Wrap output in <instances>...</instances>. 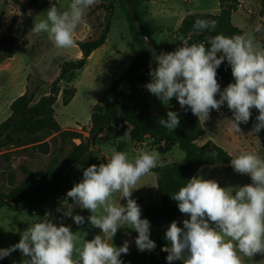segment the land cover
Returning a JSON list of instances; mask_svg holds the SVG:
<instances>
[{"label":"clouds","instance_id":"clouds-1","mask_svg":"<svg viewBox=\"0 0 264 264\" xmlns=\"http://www.w3.org/2000/svg\"><path fill=\"white\" fill-rule=\"evenodd\" d=\"M98 2L69 0L65 10L51 4L43 18L36 16L31 32L46 34L57 49L74 48V33ZM214 27L212 21L197 19L193 32L200 34ZM255 33H264V25L257 24L244 35H207V45L189 43L191 37L181 36V46L174 51L154 55L156 66L150 68L146 89L165 106L175 98L200 124L210 119L212 110L219 112L226 104L237 132H241V123L249 122L255 108L259 114L251 134H258L264 129V43L256 40ZM224 61L234 82L221 90L217 69ZM159 123L174 132L180 125L179 115L169 110ZM168 163L156 150H141L130 157L125 151L111 149L105 163L84 169L80 182L67 191L73 204L64 212L76 225H83L85 217L73 215V208L88 210L87 220L100 234L86 240L71 226L40 219L20 233L18 243L0 248V259L19 250L25 258L23 264H123L120 257L128 254L129 242L120 247L113 243L121 228L138 233L135 245L139 251H153L156 243L150 239L151 224L142 218L141 206L132 194L143 176ZM230 165L236 173L249 176L251 183L221 187L214 179L193 176L172 194L179 211L190 219L183 220V227L174 220L166 230L168 246L162 250L168 264L177 260L183 264H244V258L264 256V157L245 151L231 158Z\"/></svg>","mask_w":264,"mask_h":264},{"label":"rangeland","instance_id":"rangeland-1","mask_svg":"<svg viewBox=\"0 0 264 264\" xmlns=\"http://www.w3.org/2000/svg\"><path fill=\"white\" fill-rule=\"evenodd\" d=\"M167 1L169 3L165 4V9L169 16L164 18L157 15L154 20L155 29L152 32L158 45L173 42L172 37L177 32L183 15L185 16L188 12H210V8L217 3V0ZM68 3L69 0H0V64L3 66L2 72H0V124L10 116V104L21 93L30 90L41 96L49 92L52 83L60 76L63 64L78 58L79 49L76 46L71 49H57L48 40L46 34L37 35L31 32L36 16L40 14L38 18H43L45 15L43 12L51 4L65 10ZM259 3L261 0H257V3L255 1L252 5L244 4L234 14L233 23L243 31L242 35L252 32L258 19L264 23L263 12ZM142 4L148 16L147 2L143 0ZM159 5L152 6L154 12L158 10ZM84 22L87 27L81 23L74 33L76 44L79 42L77 40L83 37L86 40L81 41L98 39L108 24L112 25L109 39L105 47L97 50L90 57L85 68L77 73L73 82L61 84L62 90L74 86L77 92L69 105L63 103L61 95L55 104V111L56 119L60 125L73 128L71 131L80 135L74 141L68 142L65 155L75 144L86 146L89 151L101 158V152L98 150L100 144H92L94 125H89L93 107L99 104L102 96L109 88L110 82L127 72L132 58L138 51L132 46L130 21L120 0H99L98 4L87 11ZM11 26H15L13 35L15 43L13 45L10 44ZM81 29L84 30L82 34ZM255 37L258 42L264 43L262 33H255ZM16 44H18L17 47ZM11 50H14V56L13 59H8ZM148 100L154 109L160 108L162 110L178 102L173 98L169 105L165 106L150 92ZM258 114L257 110L251 115L247 124L241 123L239 125L241 132H237L229 121L232 118V112L226 104L221 107L219 112L212 110L210 119L204 123L207 132L204 139L214 141L233 158L245 151H253L264 157V129L258 134H251ZM41 139L44 146L10 148L0 151V196L7 197L13 190L28 183L38 173L46 172L51 160L57 156V152L61 148V138L58 133L46 131L41 134ZM120 143L125 144V148L122 150L119 149ZM114 148L117 151L127 152L130 157L139 152L127 148L125 142L115 144ZM148 148L155 149L151 143L145 149L149 150ZM111 149H113L111 146L107 148L106 155H110ZM159 153L162 159L170 163L180 162L185 158V153L179 148H175L173 154H162L163 151H159ZM103 156L105 157V155ZM87 167L89 166L78 165L73 167L69 173L71 186L80 182L83 177V170ZM198 176H202L204 179H214L221 187H235L251 183L249 176L236 173L233 168L224 165L206 166ZM137 188L133 191L132 198L141 206L143 218L145 206L160 201L156 174L143 176L138 182ZM117 196L119 198V194ZM121 203L124 204L126 201L121 200ZM55 204L56 206H54ZM72 204L73 201L71 198H67V193L51 197L40 204H32L23 211L11 209V204L7 202L0 208V248L6 249L18 243L20 233L40 219H49L52 213L54 215L53 223L57 225L63 223L73 229L75 222L71 217L64 215L67 207ZM76 214L82 215L83 209L78 206L74 207L73 215ZM87 218L78 231L81 232L79 235L82 239L91 240L95 235L100 234L101 230L91 226ZM184 219H190V217L186 214L182 215L178 220L182 226ZM83 233L86 235L84 236ZM137 235L138 233L132 229L121 228L113 238V243L120 247L125 241H128L129 252H131L135 248L137 249L135 245ZM5 259L9 260L11 264H23L25 258L17 250ZM252 259L250 264L264 263V256L260 254L255 255Z\"/></svg>","mask_w":264,"mask_h":264},{"label":"trees","instance_id":"trees-1","mask_svg":"<svg viewBox=\"0 0 264 264\" xmlns=\"http://www.w3.org/2000/svg\"><path fill=\"white\" fill-rule=\"evenodd\" d=\"M120 1L130 21L133 46L139 49L140 56L133 61L126 74L113 82L99 104L93 107L92 144H108L130 136L133 143L149 142L163 153L171 151L176 146L185 153V158L182 161L169 163L165 167H157L152 170L156 174L160 201L145 206L144 218L148 219L151 224L150 239L155 241L156 248L151 252H141L135 249L128 254H122L120 257L123 264H168L167 253L162 250L168 246L165 239L166 230L174 220L178 226L183 227L178 221L182 213L178 209V203L171 198L172 194L195 176L201 167L224 165L232 168L230 160L233 157L212 140L205 144L200 143L206 131L190 109L185 110L180 106L171 107L157 114H152L150 103L144 95L147 90L145 85L151 80L150 68L156 66L154 59L147 60L154 55V52L149 49L148 43L156 45L159 50L157 55H159L161 52L174 51L178 46H181V41L179 39L172 46H158L149 30L151 24L146 19L147 13L142 7L143 0H129L148 40L147 42L144 41L125 0ZM145 1L148 3L151 0ZM219 5L220 11L216 14L188 13L179 29L180 37L183 36L186 39L191 37L189 43L203 40L207 44L205 40L207 35L214 36L221 33L225 36L242 35L243 31L233 23V16L239 10L241 0H219ZM261 9L264 17V0H261ZM197 19L214 22V29L195 34L193 25ZM110 30L111 25L108 24L98 39L77 43L83 57L63 64L61 74L52 83L49 92L38 96L35 92L27 90L11 104L10 116L0 124V151L10 148L44 146L42 145L41 134L46 131L59 134L61 148L58 150L57 156L51 160L46 172L38 173L28 183L13 190L7 197L0 196V208L8 202L11 204V209L23 211L32 204H40L51 197L66 194L73 187L69 184V173L74 166L103 163V159L99 155L92 153L84 145L73 144L71 150L65 155L68 142L74 141L80 135L70 129L64 130L62 128L56 119L55 104L60 95H62L65 105H69L74 99L77 92L76 88L73 86L62 90L61 84L63 82L71 83L75 80L77 73L86 66L89 57L107 43ZM14 31L15 26H11V45L15 43ZM262 36L264 37V33ZM13 56L14 53L11 50L7 58ZM142 61L144 64L139 72V65ZM217 73L218 83L222 90L229 83L234 82L227 61L221 64ZM169 110L176 111L180 119V125L174 132L167 130L159 123L161 118H166ZM256 111L255 108L251 109L252 114ZM124 148L125 144L120 143L119 149ZM89 215V211L83 209L82 216L87 218ZM48 220L53 222V213ZM81 226L75 224L72 231H78ZM0 264L11 263L3 258L0 259ZM173 264H176V261Z\"/></svg>","mask_w":264,"mask_h":264},{"label":"crops","instance_id":"crops-1","mask_svg":"<svg viewBox=\"0 0 264 264\" xmlns=\"http://www.w3.org/2000/svg\"><path fill=\"white\" fill-rule=\"evenodd\" d=\"M196 1V0H195ZM256 1V3H257V0H241V6H240V8L242 7V6H244V4H247V5H252L254 2ZM190 2V1H189ZM193 2H194V0H193ZM169 3V1H167V0H151V1H149L148 3H147V8H148V16L146 17V19H147V21L151 24V27H150V33H151V35H152V37L154 38V40L156 41V43H157V39H156V37L155 36H153V32L152 31H154V29H155V24H154V20H155V18H156V16L158 15V16H161V17H164V18H167L168 16H169V13L166 11V9H165V4H168ZM191 3V2H190ZM157 4H160L159 5V7H158V10L157 11H155L154 12V10L152 9V6H155V5H157ZM259 7L261 8V3H259ZM239 8V9H240ZM211 10H209L210 12H202V13H211V14H216V13H218L219 11H220V5H219V0H217V3L212 7V8H210ZM239 11V10H238ZM189 13V12H188ZM187 15V14H186ZM186 15L184 16H182L181 17V20H180V25H179V27H178V30H177V32L173 35V37H172V40H173V42L171 43V44H164V45H158V46H160V47H167V46H172V45H175L176 43H177V41L180 39V34L178 33L179 32V29H180V27H181V24H182V22H183V20H184V18L186 17ZM82 24L84 25V26H86L87 27V24L84 22H82ZM256 24H262L263 25V23H262V21H261V19H258L256 22H255V24L254 25H256ZM111 27H112V25H111ZM82 32H84V30L83 29H81V34H82ZM132 38V37H131ZM81 40H86V38L85 37H83L82 39L80 38V39H78L77 41H81ZM108 42V41H107ZM197 42H201V40H198ZM17 45L18 44H16V47H17ZM132 46H133V42H132ZM76 47L79 49V52H78V58L76 59V60H78V59H81L82 57H83V53L80 51V48H79V46L76 44ZM103 47H105V45L103 46ZM103 47H101L100 49H102ZM134 47V46H133ZM135 49H137V53L134 55V57L132 58V62H131V64H130V66L132 65V63H133V61L134 60H136V59H138V57L140 56V51H139V49L138 48H136V47H134ZM15 50V49H14ZM14 50H13V53H14ZM99 50V49H98ZM96 52V51H95ZM95 52L90 56V57H92L94 54H95ZM16 55V54H15ZM90 57H89V59H90ZM137 57V58H136ZM8 59H13V57L12 58H8ZM89 59H88V61H89ZM88 61H87V63H88ZM87 65V64H86ZM130 66H129V68H130ZM2 68H3V66L0 64V72H2ZM85 68V67H84ZM129 68L127 69V72H128V70H129ZM126 72V73H127ZM125 73V74H126ZM1 74V73H0ZM124 75V74H123ZM122 75V76H123ZM121 77V76H120ZM119 78V77H118ZM118 78H115V79H113L110 83L111 84H109L110 86L113 84V82H115ZM109 86V87H110ZM108 90V89H107ZM106 90V91H107ZM222 90V89H221ZM25 92H23V93H21L19 96H21V95H23ZM105 94V93H104ZM148 94H149V91L148 90H146L145 92H144V95H145V97L147 98V100H148ZM61 96V95H60ZM59 96V97H60ZM103 97V96H102ZM59 99V98H58ZM148 102L150 103V106H151V112H152V114H157L158 112H160V111H162V109H160V108H157V109H154L153 108V106H152V104H151V102L148 100ZM13 103V102H12ZM11 103V104H12ZM11 104H10V106H11ZM180 105H179V103L178 102H176V103H174V104H172V105H170L168 108H171V107H174V108H177V107H179ZM167 108V109H168ZM166 110V109H165ZM91 119H92V116H91ZM92 124V122L90 121V123H89V125H91ZM203 125V127H204V124H202ZM62 126V128L64 129V130H66V129H73V128H68V127H64L63 125H61ZM204 129H205V127H204ZM207 135V132H206V134L204 135V137ZM204 137L200 140V143L201 144H205L206 142H208L207 140H205L204 139ZM119 142H125L126 143V146H127V148H129L130 150L131 149H133V150H135V151H141V150H146L145 148L148 146V144H149V142H145V143H141V144H136V143H133L132 141H131V139H130V136H127L126 138H124V139H120V140H118V141H116V142H111V144H104V145H99V147H98V150L101 152V154L100 155H102L101 156V158L103 159V163L106 161V158L108 157V155H106V150H107V148L109 147V146H111L112 148H114V146H115V144H117V143H119ZM175 148H178L177 146L176 147H174V148H172L171 149V151H169V152H167V153H170V154H173V152H174V150H175ZM93 149V148H92ZM149 149V148H148ZM149 150H152V149H149ZM153 150H156V151H158L157 150V148H155V149H153ZM159 152V151H158ZM167 153H162V154H167ZM103 155H105V157L103 156ZM173 163V162H172ZM169 164V163H168ZM206 167V166H205ZM203 168L204 167H201L200 169H199V171L195 174V176H198L199 174H200V172L203 170ZM152 173H154L153 171L151 172V173H149V174H152ZM145 209V208H144ZM144 209H143V218H144ZM182 215H184V214H182ZM182 217V216H181ZM180 217V218H181ZM179 218V219H180ZM136 249V248H135ZM133 251V250H132ZM252 261H253V259H248V258H244V262H246V264H250V262L252 263ZM176 264H183V262L182 261H180V260H177L176 261ZM264 264V263H263Z\"/></svg>","mask_w":264,"mask_h":264},{"label":"water","instance_id":"water-1","mask_svg":"<svg viewBox=\"0 0 264 264\" xmlns=\"http://www.w3.org/2000/svg\"><path fill=\"white\" fill-rule=\"evenodd\" d=\"M125 2H126L128 8H129V10L131 11V13H132V15H133V17H134V19H135V21H136V24H137V26H138L139 33H140L141 38H142L144 41L147 42L148 40L146 39V36H145V34H144L143 30H142L141 23H140L139 19L136 17V15L134 14V12H133V10H132V8H131V6H130L129 0H125ZM148 47H149V49H150L151 51L154 52V55H157V54L159 53V50H158V48L156 47V45L148 43ZM154 55H153L150 59H147V60H148V61H151V60L153 59ZM143 64H144V61H142V62L140 63V65H139V72L141 71ZM88 155H89V153H88Z\"/></svg>","mask_w":264,"mask_h":264},{"label":"built area","instance_id":"built-area-1","mask_svg":"<svg viewBox=\"0 0 264 264\" xmlns=\"http://www.w3.org/2000/svg\"><path fill=\"white\" fill-rule=\"evenodd\" d=\"M201 42H203V43H205L206 44V42L205 41H203V40H201ZM207 45V44H206ZM79 129H81V127H78Z\"/></svg>","mask_w":264,"mask_h":264}]
</instances>
